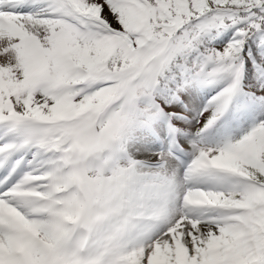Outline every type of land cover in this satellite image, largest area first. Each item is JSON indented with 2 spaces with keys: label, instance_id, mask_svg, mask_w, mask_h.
I'll use <instances>...</instances> for the list:
<instances>
[{
  "label": "snow or ice",
  "instance_id": "6c2138e0",
  "mask_svg": "<svg viewBox=\"0 0 264 264\" xmlns=\"http://www.w3.org/2000/svg\"><path fill=\"white\" fill-rule=\"evenodd\" d=\"M0 126V264H264V0H0Z\"/></svg>",
  "mask_w": 264,
  "mask_h": 264
},
{
  "label": "rangeland",
  "instance_id": "374dc122",
  "mask_svg": "<svg viewBox=\"0 0 264 264\" xmlns=\"http://www.w3.org/2000/svg\"><path fill=\"white\" fill-rule=\"evenodd\" d=\"M217 90H218V88H212L211 89V87H210V88H205L204 91H210V94L214 95ZM195 93H196V88L188 89L187 91L181 93V99L183 100V98L185 96L195 97ZM195 99H196V102L191 104V105H189V111H190V113L192 115H195V113L198 112L199 109L203 107V104H201L200 101H197L196 97H195ZM185 103H187V101H185ZM230 115H231V113H228L223 118V120H221L222 119L221 118L219 120L220 124L217 125L216 128L211 129V131L215 132L216 129L219 128L224 123V121L229 118ZM193 123H195V121H193ZM251 123H252V121H251L250 118L240 117V118H238L236 120H233L231 122V125L227 129H222L221 134L216 136L215 139L216 140H223V139H225L228 136H235V137L238 138L242 134L243 130L247 129L250 126ZM182 139L184 140V143L181 145V147H186V146L190 147V144H191L190 139L189 138H182ZM162 150L166 151L167 149H164L163 147H161V145H157V144L153 145V147L151 149L152 152H159V151H162ZM28 153H29L28 156H26V155L24 156V161L22 162L21 166L17 169V171H19L20 174H22L23 171L27 170L26 162L32 159V156L30 155V152H28ZM186 156L188 157L189 163H190L191 158H192L191 155H186ZM136 158L137 159H141V156L139 154H137ZM150 162H152V161H149V163ZM174 162H175L174 160L171 161V167L168 168V171H172L173 168L176 167L177 163L175 162L176 164L174 165ZM177 171H178V173L180 175H182V173H183L182 169L178 168ZM184 171H185V169H184ZM233 179H236V178H233Z\"/></svg>",
  "mask_w": 264,
  "mask_h": 264
},
{
  "label": "trees",
  "instance_id": "16d2710c",
  "mask_svg": "<svg viewBox=\"0 0 264 264\" xmlns=\"http://www.w3.org/2000/svg\"><path fill=\"white\" fill-rule=\"evenodd\" d=\"M246 46H247L248 51L251 48V54L253 56L254 55L257 56V52H258L257 45L255 43H253L252 40H249L248 43H246ZM245 69H246L245 80H246V83H248L249 78L252 76V71H253L252 65L249 64V60L246 63Z\"/></svg>",
  "mask_w": 264,
  "mask_h": 264
},
{
  "label": "clouds",
  "instance_id": "9594fccd",
  "mask_svg": "<svg viewBox=\"0 0 264 264\" xmlns=\"http://www.w3.org/2000/svg\"><path fill=\"white\" fill-rule=\"evenodd\" d=\"M85 151H86V148H85L83 145H81V146L78 147V149H77V155L79 156V155H81L82 153H84ZM68 212L71 213V209H69Z\"/></svg>",
  "mask_w": 264,
  "mask_h": 264
},
{
  "label": "bare ground",
  "instance_id": "6f19581e",
  "mask_svg": "<svg viewBox=\"0 0 264 264\" xmlns=\"http://www.w3.org/2000/svg\"><path fill=\"white\" fill-rule=\"evenodd\" d=\"M154 158H155V157H154ZM182 175H183V173H182ZM233 178H236V177H232V179H233Z\"/></svg>",
  "mask_w": 264,
  "mask_h": 264
}]
</instances>
